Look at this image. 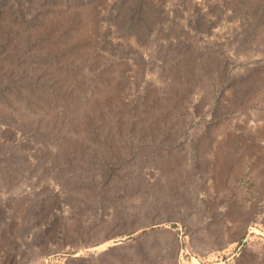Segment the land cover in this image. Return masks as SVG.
Wrapping results in <instances>:
<instances>
[{"label": "rangeland", "instance_id": "1", "mask_svg": "<svg viewBox=\"0 0 264 264\" xmlns=\"http://www.w3.org/2000/svg\"><path fill=\"white\" fill-rule=\"evenodd\" d=\"M0 264H264V0H0Z\"/></svg>", "mask_w": 264, "mask_h": 264}]
</instances>
